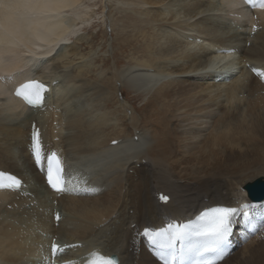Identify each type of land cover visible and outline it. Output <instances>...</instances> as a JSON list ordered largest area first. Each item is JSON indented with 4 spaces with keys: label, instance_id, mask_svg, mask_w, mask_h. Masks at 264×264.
Returning a JSON list of instances; mask_svg holds the SVG:
<instances>
[{
    "label": "bare ground",
    "instance_id": "6f19581e",
    "mask_svg": "<svg viewBox=\"0 0 264 264\" xmlns=\"http://www.w3.org/2000/svg\"><path fill=\"white\" fill-rule=\"evenodd\" d=\"M91 1L0 0V172L25 183L0 190V264H51L53 242L63 249L62 264H88L93 252L115 254L117 264H160L145 229L182 222L211 205L238 209L233 250L217 264H264V255L250 260L255 249L264 253V201L249 203L259 226L254 236L242 210L251 201L244 185L264 177V142L254 143L258 130L264 141V84L251 70L264 68V7L128 0L147 59L118 69L91 66L80 51L87 38L77 32L94 14L85 5ZM248 12L258 28L233 27L249 20ZM42 60L50 71L43 65L34 73ZM216 69L230 77L215 81ZM28 77L49 87L42 108L12 93ZM121 87L151 93L146 117L115 94ZM112 88L114 105L102 109ZM33 121L43 159L57 153L76 191L47 187L31 154ZM158 191L170 195L167 203H159Z\"/></svg>",
    "mask_w": 264,
    "mask_h": 264
},
{
    "label": "rangeland",
    "instance_id": "374dc122",
    "mask_svg": "<svg viewBox=\"0 0 264 264\" xmlns=\"http://www.w3.org/2000/svg\"><path fill=\"white\" fill-rule=\"evenodd\" d=\"M103 1L104 0H92L90 3L85 4L90 5L91 8L89 10H94V14L92 15V18L89 20V22L81 25L79 32H77V35H83L87 38V40H85L84 42L79 43L80 51L84 54L86 60H88L87 62H89L91 66L96 65L100 68H111L113 65H115L118 69H124L128 66H133L134 64H136V62L147 59L146 50L144 47L145 41L137 34V28H135V26H132V24L130 23L129 16L134 15L132 13L133 9H135V6L130 5V2L128 0H107V3ZM231 14L233 15V13ZM250 15L251 14H249L248 12V15H246L248 19L251 18ZM233 16L235 17V13ZM250 20L251 19L242 21V23L231 24L233 25V27L242 31H252L257 29L258 24H256V22L258 23V21H254V19H252V21ZM229 21H232V18H230ZM74 39L75 37H71L70 40L74 41ZM59 48H57V51H60L61 48ZM56 54H58V52H56ZM39 63V65H36L37 67H34V73H37V70L41 69L43 65H46L49 69L48 71H50L51 64L49 62H47L46 60H42V62ZM93 76L94 74H92L91 72L89 77L91 79H94L95 77ZM111 92V101H104V103L101 104L102 109H110L112 105H114V95L117 93L118 97L125 98V100H127V102H129L133 106V108L137 110V112L144 113L145 111H143L142 109L143 105L145 104V102L147 103V101L150 100L149 98L151 96V93L138 91L136 92L135 90H132L128 87H121V92H119L118 88L115 94H113L114 90L112 88ZM3 114H5V111H2V121L5 120L4 122H8L6 120L10 119L9 117L7 118V116L9 115L3 116ZM119 115L120 116L118 117L121 119L122 116L120 111ZM144 115L146 117L148 115L147 112L144 113ZM107 130H110V128H108ZM175 133L178 135V132ZM255 134L259 135L257 136L256 140H254V143H263L264 141H262L259 137L261 136V132L258 130ZM175 139V136L170 139L174 145ZM262 147H264L263 144ZM171 157L174 159L172 153L170 155V158ZM206 161L212 162L213 159L203 160L204 163H207ZM191 169L192 168H190V170ZM200 169L201 171H204V169L206 170V167L202 166V168L200 167ZM261 251V248L255 249L250 255V260H254V257L257 258L259 256H263L264 253ZM235 253H237V251H235ZM236 261L238 260L230 259L227 261V263L236 264Z\"/></svg>",
    "mask_w": 264,
    "mask_h": 264
},
{
    "label": "snow or ice",
    "instance_id": "6c2138e0",
    "mask_svg": "<svg viewBox=\"0 0 264 264\" xmlns=\"http://www.w3.org/2000/svg\"><path fill=\"white\" fill-rule=\"evenodd\" d=\"M264 7V0L260 5ZM42 86L36 84V82H28L21 85L17 89V95L22 96L24 100L30 105H39L43 102V97L40 93ZM33 151L37 162L42 160V147L39 140L38 132L33 133ZM47 181L48 184L56 190L63 191L64 184L63 168L57 153L52 152L47 157ZM21 186V180L16 176L10 175L6 172H0V188H19ZM159 199L167 202L169 197L165 194H161ZM244 208H248L249 205H242ZM238 212L236 208L230 207H214L203 211L195 222L173 225L169 224L167 228H162L158 231H151L145 229V234L148 235L153 244L158 245L160 248H172L177 240H184L189 237H197L205 241L202 246L203 251L209 250V248H216L219 242L224 241L231 231V218ZM57 218L59 216L57 215ZM52 251L55 253L57 250L63 251L58 244L52 243ZM92 259L88 264H116V261L110 257L100 255L98 252L91 253ZM223 253H220L222 258ZM163 258V253H162ZM176 259L175 256L172 258ZM165 264H172V261L165 259ZM200 264H214L212 260L201 261Z\"/></svg>",
    "mask_w": 264,
    "mask_h": 264
},
{
    "label": "water",
    "instance_id": "95a60500",
    "mask_svg": "<svg viewBox=\"0 0 264 264\" xmlns=\"http://www.w3.org/2000/svg\"><path fill=\"white\" fill-rule=\"evenodd\" d=\"M248 195L253 200H260L264 197V177H257L245 184Z\"/></svg>",
    "mask_w": 264,
    "mask_h": 264
}]
</instances>
